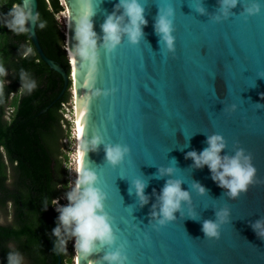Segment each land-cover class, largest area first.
I'll return each instance as SVG.
<instances>
[{
    "label": "water",
    "instance_id": "obj_1",
    "mask_svg": "<svg viewBox=\"0 0 264 264\" xmlns=\"http://www.w3.org/2000/svg\"><path fill=\"white\" fill-rule=\"evenodd\" d=\"M22 2L30 13L27 27L37 51L64 78L62 96L70 80L75 88L74 72L69 75L45 54L37 34L38 0ZM72 2L68 0L69 8ZM88 3L94 13L97 62L85 142L90 148L99 137L101 143L85 154V167L98 174L116 237L90 260L108 264L103 257L119 249L124 264H264V237L252 227L264 222V0H237L226 11L221 0H139L146 20L143 35L133 44L122 33L111 51L104 47L101 25L108 15L122 14L119 0ZM253 5L259 11L249 14L246 9ZM168 8L171 51L155 30L158 16ZM69 22L66 40L73 48L68 37L75 39V27ZM126 23L125 17L122 26ZM212 135L224 140L221 156L243 149L256 169L253 183L235 198L212 179L207 166L197 168L186 158L188 152L208 147ZM117 144L129 151L112 166L105 147ZM168 167L174 169L171 175L159 174ZM136 179L146 184L143 205L132 186ZM168 180H179L189 199L181 202L173 220L161 225L159 196ZM224 210L228 215L220 221L217 213ZM204 221L218 224L217 237L204 234ZM54 240L55 235L52 247L62 264ZM76 254L77 264H85Z\"/></svg>",
    "mask_w": 264,
    "mask_h": 264
},
{
    "label": "trees",
    "instance_id": "obj_2",
    "mask_svg": "<svg viewBox=\"0 0 264 264\" xmlns=\"http://www.w3.org/2000/svg\"><path fill=\"white\" fill-rule=\"evenodd\" d=\"M18 3L23 6L22 0H0V264H8L10 252L19 253L22 264H57L51 243L59 212L53 200L65 206L70 187L76 138L66 110L73 83L60 96L64 78L42 59L27 22L23 33L7 27ZM65 7L63 0H38L37 34L45 54L71 75L66 30L57 19ZM61 236L67 241L62 264H74V237L62 226Z\"/></svg>",
    "mask_w": 264,
    "mask_h": 264
},
{
    "label": "clouds",
    "instance_id": "obj_3",
    "mask_svg": "<svg viewBox=\"0 0 264 264\" xmlns=\"http://www.w3.org/2000/svg\"><path fill=\"white\" fill-rule=\"evenodd\" d=\"M237 0H221V6L225 11L234 8ZM117 8L123 9L121 15L115 13L110 14L101 25L104 33V47L109 51L114 49L121 41V34H127L130 42L135 44L143 35L142 25L146 24L143 15V7L139 0H119ZM198 11L203 12L200 8ZM249 14L259 11L258 5L247 8ZM94 13L87 8L80 15L75 28V39L78 46L72 56H78L84 61L90 62L89 67L95 70L97 62L96 52V33L93 30L92 15ZM9 15L12 17L7 24L12 31L16 33L26 32V22L30 13L21 4H14ZM172 15L171 8H168L163 14L158 16L155 24V30L160 35L161 40L166 44L169 51L173 50L174 37L171 35L172 22L169 17ZM127 18V23L122 21ZM43 28L44 24L41 23ZM69 56V54H68ZM5 75V69L0 66V76ZM35 85H28L29 88ZM101 143L99 137L91 140V147L85 141H81L78 145L76 160L77 173L74 185L71 191L67 192L66 199L68 204L58 206L59 224L53 229V234L58 238L55 244L57 251H65L67 241L61 236V226L66 235L74 237V250L80 256H90L98 250L99 247L112 245L115 242V234L111 227L110 217L104 210L105 193L98 186V174L91 168L85 167L82 163L83 157L87 152L95 151ZM208 147L201 152L190 151L186 154V158H190L194 166L197 168L207 166L212 173V179L218 185L227 190L228 195L232 198L237 197L241 192H245L248 186L253 183L256 169L251 164L250 155H245L243 149L237 150L234 155L221 156L222 150L225 148L224 140L219 135H212L206 141ZM129 149L126 146L108 145L105 147V158L107 162L116 166L120 164ZM174 169L172 167L159 169L160 175H171ZM135 189L136 196L141 204L147 203V197L144 194L146 184L141 179L133 181L132 185ZM200 193H204L205 189L199 184H194ZM159 215L162 217L158 223L163 225L166 221L174 219V213L181 207L182 201L189 199V193L181 188L179 180H168L161 190ZM57 201L53 200V205H57ZM156 213H153L155 216ZM226 210L218 212L217 216L220 221L227 217ZM254 231L261 237H264V222L257 221L252 225ZM218 224L214 221H204L202 231L208 237L218 236ZM8 264H22V257L19 253L10 252L8 254ZM108 264H124L126 259L122 256L121 251L117 249L103 257Z\"/></svg>",
    "mask_w": 264,
    "mask_h": 264
},
{
    "label": "bare ground",
    "instance_id": "obj_4",
    "mask_svg": "<svg viewBox=\"0 0 264 264\" xmlns=\"http://www.w3.org/2000/svg\"><path fill=\"white\" fill-rule=\"evenodd\" d=\"M73 8H69L70 12V22L69 25L76 28V23L87 8H89L88 0H73L72 2ZM68 40L71 44H73V48H69V59L71 62L72 71L74 72V80H75V88H73L75 96H76V118L78 122V132H79V141L78 145L81 141H85L86 139V129H87V117L89 113V105L92 93L91 82L94 78L93 70L90 67L86 66V61L82 60L78 56H72L70 53H74L76 47L78 46V41L74 38H71L70 35ZM78 135V134H77ZM77 140H78V136ZM82 163L85 166V156L83 157ZM83 257V262L85 264H98L99 261L96 259L90 260L91 255L87 257ZM80 264L81 261L79 260Z\"/></svg>",
    "mask_w": 264,
    "mask_h": 264
},
{
    "label": "rangeland",
    "instance_id": "obj_5",
    "mask_svg": "<svg viewBox=\"0 0 264 264\" xmlns=\"http://www.w3.org/2000/svg\"><path fill=\"white\" fill-rule=\"evenodd\" d=\"M63 3L66 6L65 10L57 15V19L62 24V27H64V29L66 30L67 24L69 22V14H70L69 11L70 10H69V5H68V0H63ZM72 104H73V106L70 107ZM68 105H70V106L67 107L66 117H68L71 121L73 120V122H76V120H77V118H76L77 112H76V109H75V106H76V104H75V93H74L73 88H72V101ZM73 127L74 128H72V131L75 134V136H78V140L76 138V142H75L76 146H75V148H72V150H71V155H70L71 162L69 163V171L71 173H73L75 171V168L77 166L76 153H77V143H78L77 141H79L78 122H76V126L74 124ZM66 140L67 139H65V141ZM72 147H74V145H72ZM70 176H71V179H70V187H68V192L71 191V188L74 185V182H75V179H76V177L73 174L70 175ZM76 176H77V174H76ZM67 204H68V201H67ZM58 206H61V205L59 203H57L56 207H58ZM74 240H75V238H74ZM76 259H77V254L75 255L74 264H77Z\"/></svg>",
    "mask_w": 264,
    "mask_h": 264
},
{
    "label": "built area",
    "instance_id": "obj_6",
    "mask_svg": "<svg viewBox=\"0 0 264 264\" xmlns=\"http://www.w3.org/2000/svg\"><path fill=\"white\" fill-rule=\"evenodd\" d=\"M66 49H67V51L69 52V48H68V45H67V40H66ZM68 54H69V53H68ZM76 122H77V120H76ZM76 122H75V126H76ZM75 138H77V137L75 136ZM77 149H78V143H77ZM72 174L76 177V174H77V173H76V171H74L73 173L70 172V175H72Z\"/></svg>",
    "mask_w": 264,
    "mask_h": 264
},
{
    "label": "flooded vegetation",
    "instance_id": "obj_7",
    "mask_svg": "<svg viewBox=\"0 0 264 264\" xmlns=\"http://www.w3.org/2000/svg\"><path fill=\"white\" fill-rule=\"evenodd\" d=\"M51 245H52V243H51Z\"/></svg>",
    "mask_w": 264,
    "mask_h": 264
}]
</instances>
